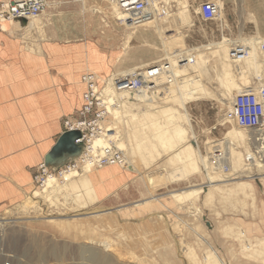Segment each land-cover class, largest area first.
<instances>
[{"label": "rangeland", "instance_id": "1", "mask_svg": "<svg viewBox=\"0 0 264 264\" xmlns=\"http://www.w3.org/2000/svg\"><path fill=\"white\" fill-rule=\"evenodd\" d=\"M48 1L49 7L39 17L19 20L25 23L20 28L15 22L8 27L18 28L16 34L23 36V44L37 46V50L50 36L57 41L55 16L64 15V10L78 20L92 16L93 25L104 36L114 24L121 25L118 16L126 15L116 0H74L69 6L60 0ZM159 1L153 3L155 15L126 27L133 38L132 67H116L109 76L100 75L108 83L106 101L112 99L113 107H118L119 114L109 108L114 114L109 125L118 131L113 142L124 151L125 162L113 172L108 170L113 166L94 167L91 176L82 167L69 181L78 182L77 188L57 193L49 194L33 179L30 190L17 202H3L0 264H96L75 255L79 246L107 256L108 264H264V178L254 176L264 173V168L259 167L260 160L246 161L260 137L253 121L262 105L258 97L264 84V36L236 35L237 28L255 23L254 13L245 6L247 0H237L243 18L235 26L228 20L224 0H205L206 6L202 0L196 10L188 0ZM210 26L222 30V37H211ZM238 45L249 54L234 58L232 48ZM180 55L196 61L179 63ZM123 61L124 51L116 65H124ZM166 63L170 67L162 68ZM133 69L144 71V90L106 91L113 89L116 77ZM237 102L247 105L244 115L230 118ZM233 127L239 131H227ZM179 128H183V138L177 133ZM164 129L178 146L163 147L159 138ZM185 145L191 146V156L173 159L178 147ZM225 145L242 154L234 163L235 174L244 173L253 189L225 182L232 178L224 163ZM186 163H190L188 171ZM195 164L200 166L197 171ZM248 166L245 174L242 171ZM98 171L105 172V179L98 178L102 176ZM212 179L216 182L208 190L187 191ZM99 209L107 211L90 213ZM60 222L77 226L62 231ZM178 240L183 246H178ZM51 245L65 246L66 255L58 259L48 252L50 257L39 259L40 249Z\"/></svg>", "mask_w": 264, "mask_h": 264}, {"label": "crops", "instance_id": "2", "mask_svg": "<svg viewBox=\"0 0 264 264\" xmlns=\"http://www.w3.org/2000/svg\"><path fill=\"white\" fill-rule=\"evenodd\" d=\"M72 2L60 0L68 6ZM188 2L196 10L202 0ZM224 4L228 20L235 26V21L243 18L241 8L237 0H224ZM263 5L264 0L245 1L255 23L246 29L236 27L237 36H264ZM62 14L55 16L57 41L50 36L39 50L23 44V36L16 34L18 28H8L14 21L3 22L7 32L0 29V205L17 202L30 190L38 166L45 163L47 154L66 132L65 118L75 116L82 108L87 89L84 72L109 76L116 67L129 68L134 63L133 38L126 27L116 23L104 36L96 23L93 25L92 16L80 21L68 9ZM194 18L201 22L198 15ZM208 30L213 38L223 35L215 27ZM224 32L228 35L227 30ZM123 51L124 65L117 66ZM116 165H107L113 166L108 170L115 171ZM98 172L102 174L98 178L105 179V172Z\"/></svg>", "mask_w": 264, "mask_h": 264}, {"label": "built area", "instance_id": "3", "mask_svg": "<svg viewBox=\"0 0 264 264\" xmlns=\"http://www.w3.org/2000/svg\"><path fill=\"white\" fill-rule=\"evenodd\" d=\"M155 0H116L119 11L126 14L125 16H118L117 19L122 26L134 27L135 22L142 19H149L155 15L153 3ZM159 4L161 3L158 0ZM49 7L48 0H2L0 4V29L4 27L3 22L15 20H32L39 17ZM210 7L207 6V9ZM210 10V9H209ZM159 9L156 14H159ZM232 56L240 59L249 54V50L243 46H234L232 48ZM195 57H186L180 55L178 57L179 63H195ZM161 66L162 68L170 67L169 63ZM161 68V70H162ZM145 74L142 69H133L125 75H120L113 80L112 86L118 93L140 92L144 90L147 85ZM87 84V89L84 93V104L77 114L73 117H67L64 120L65 131H80L81 135L76 139V143L83 144L82 154L74 159H70L58 167H51L42 163L38 166L37 172L34 176L35 182L44 185V183L51 177L64 181L67 175L74 170H79L88 162L93 167H102L107 165L123 164L125 162L124 151L117 148L112 139L108 136L109 124L114 118L113 112L109 109L106 102L105 87L107 81L102 82L99 74L89 71L82 77ZM259 102L262 105L257 108L259 115L256 117V130H259L260 137L257 143L253 146L251 154H247L246 161L248 163L256 160H264V119H260L264 114V84L259 91ZM115 105V103H112ZM245 103L237 102L235 109L229 112L230 118L240 117L244 115ZM235 115V116H234ZM98 137L107 139V144L96 147L95 140Z\"/></svg>", "mask_w": 264, "mask_h": 264}, {"label": "bare ground", "instance_id": "4", "mask_svg": "<svg viewBox=\"0 0 264 264\" xmlns=\"http://www.w3.org/2000/svg\"><path fill=\"white\" fill-rule=\"evenodd\" d=\"M202 5L203 6L207 5L205 0H203ZM15 23H16L15 27H19L21 25L22 21H16ZM192 27H193L192 29H197L196 26H192ZM259 68H260V64H257V69H259ZM230 82H231L230 79L226 80V83L227 84L229 83V85L232 86V84H230ZM113 90H114V88L113 89H110V87L108 89L106 88V91H108V92H112ZM106 102L108 103V107L109 108H112V110H114L117 114H119V112L117 111L118 107H113V105H112V103H114V102H112V99H109ZM120 119H121L122 122H124L122 116L120 117ZM108 130H109V133H108L109 136L108 137L110 139H112L113 141L116 140V136H117L118 131L115 129V127L113 125H109V129ZM182 130H183V128L177 129V133H178V135L181 138H183V135H184ZM168 131L169 130H167V129L165 130L164 129L163 130L164 136L162 135L159 138V140H161V143H162L163 147H165L167 150L168 149H173L176 146H178V144L175 142L173 136L172 135H168ZM227 131H231L232 133H237L239 131V128L238 127H233V128H230V129L227 128ZM107 142H108L107 139H103L102 137H98L95 140V146L96 147L103 146L104 144H107ZM231 154H233L234 156L231 157L230 156ZM224 155H225V156H223L224 159H225L224 163H226L227 166L230 167L231 172H232L231 173V175H232L231 177L232 178L224 179V180H226L225 182L233 181V184H235L236 186L242 187L244 190H247L246 187H250L251 189H253L254 186L252 185V183H250L249 180H246L245 178H243V176H244L243 174L244 173H241L239 176H236V174H235L236 171L238 172V168L234 165V163H238L240 161V159L242 158V154L236 152L234 150V148H232L230 145H225ZM190 156H191V146L190 145H185L184 147L183 146L180 147V148L178 147V150L176 151L175 155L172 158L176 159V160H183L185 157L189 158ZM57 164H59V163L56 162L55 165L53 164V166H57ZM258 164H259L260 168H262V169L264 168V160L258 161ZM189 165H190V163H186L184 165V169H186L187 171L190 170ZM193 167H194V171H197L200 168V166L198 164L193 165ZM94 170H96V169L91 165L90 162H88L86 165H83V168H82L81 171H86V172L90 173V176H91V175L94 174ZM247 170L250 171V166H248V168L245 167V169L242 172H245V174H246L248 172ZM79 174H80V170H74L73 172H71L70 174L67 175V178L63 181L64 184H62L60 181H58V179L51 177L49 180H47L44 183L45 190H50L49 191V194H50V193H53V192L57 193L58 191H62V190H69L71 187H76L77 188L78 182H76V181L75 182H69V181L74 176H77ZM246 176H253V175L247 174ZM254 176H255V179L261 180V179L264 178V173H259L258 175H254ZM214 182H216V181L212 179V180L208 181L207 184H204V185L200 186L199 188H193V189H190V190H187V191H190V193L194 194V192L197 193L200 190H208V188L210 186H212ZM35 192H38V191L36 190ZM186 193H188V192H186ZM175 195H176V193H175ZM180 195L181 194H179V195L177 194V196H179V197H180ZM172 196H173V194H172ZM181 197H182V195H181ZM156 199H158V198H156ZM40 201L42 202V199ZM52 201H54V200H52ZM104 211H107V210H104V209L93 210L90 213L98 214V213H101V212H104ZM115 211H117V208L115 209ZM80 215H83V214H80ZM96 216H98V215H96ZM57 224H58V226L60 227V229L62 231H66V229L70 230V229H72L73 226H77L76 225L77 223L75 224V223H68V222L67 223L60 222V223H57ZM177 244H178V246H183L182 243L179 240H178ZM53 246L51 245L49 247H46V250H43L41 248L40 252H39V259L42 260V259L50 257V255L47 254L48 252L51 253V255L55 256L58 259H62L66 255V253L64 251L66 249L65 246H61V247H59V249H57L55 246L54 247ZM188 248H185V249L187 251L186 252L187 255L189 256V249ZM20 249L23 252L25 251L22 247ZM74 252H75V255H77L78 257L87 259V260H89L91 262H94L96 264H108V262H109V259H108L107 256H101L97 252H95V251H93L91 249H86V248H82V247L79 246V247L76 248V250H74ZM214 257L215 256L213 254L211 256V258H214ZM184 258H186V257H184ZM19 264H21V263H19Z\"/></svg>", "mask_w": 264, "mask_h": 264}, {"label": "water", "instance_id": "5", "mask_svg": "<svg viewBox=\"0 0 264 264\" xmlns=\"http://www.w3.org/2000/svg\"><path fill=\"white\" fill-rule=\"evenodd\" d=\"M80 135V131L76 130L64 132L45 157V164L51 167H58L70 159L79 157L83 151V144L76 143V139ZM56 162L59 164L53 166Z\"/></svg>", "mask_w": 264, "mask_h": 264}]
</instances>
